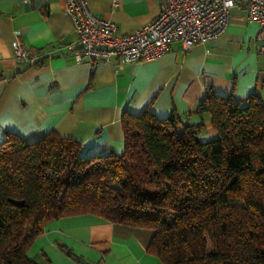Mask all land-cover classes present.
Masks as SVG:
<instances>
[{
    "label": "trees",
    "instance_id": "1",
    "mask_svg": "<svg viewBox=\"0 0 264 264\" xmlns=\"http://www.w3.org/2000/svg\"><path fill=\"white\" fill-rule=\"evenodd\" d=\"M208 114L217 136L201 140ZM198 115L199 122L189 116ZM120 154L82 155L55 131L0 145V264H38L27 250L54 219L96 214L153 231L163 264H264V102L206 87L185 116H122Z\"/></svg>",
    "mask_w": 264,
    "mask_h": 264
},
{
    "label": "crops",
    "instance_id": "2",
    "mask_svg": "<svg viewBox=\"0 0 264 264\" xmlns=\"http://www.w3.org/2000/svg\"><path fill=\"white\" fill-rule=\"evenodd\" d=\"M86 1L94 14L115 24L116 34L147 24L159 11L157 0ZM64 7L65 0H0V145L6 132L34 141L55 131L79 142L82 155L120 154L125 112L185 116L206 87L236 99L256 93L264 102L259 26L240 3L230 9L218 36L187 50L174 40L161 56L122 66L115 58L95 65L76 62L64 46L74 39ZM16 30L23 46L37 55L34 61L16 59ZM203 123L201 132L215 138L208 114ZM152 233L96 214L63 216L45 225L27 256L38 264H163L147 251Z\"/></svg>",
    "mask_w": 264,
    "mask_h": 264
},
{
    "label": "built area",
    "instance_id": "3",
    "mask_svg": "<svg viewBox=\"0 0 264 264\" xmlns=\"http://www.w3.org/2000/svg\"><path fill=\"white\" fill-rule=\"evenodd\" d=\"M159 11L147 24L128 33H115V24L94 14L86 0H65L64 13L73 25L74 39L65 43L76 62L93 65L117 59L122 66L131 61H149L161 56L171 41L178 40L184 50L221 34L230 9L242 4L249 20L258 24V53L264 55V0H157ZM15 57L34 61L14 32ZM86 264H96L88 262Z\"/></svg>",
    "mask_w": 264,
    "mask_h": 264
},
{
    "label": "rangeland",
    "instance_id": "4",
    "mask_svg": "<svg viewBox=\"0 0 264 264\" xmlns=\"http://www.w3.org/2000/svg\"><path fill=\"white\" fill-rule=\"evenodd\" d=\"M202 134H200V139L201 140H207V139H209L208 137H207V133L205 132V131H203V132H201Z\"/></svg>",
    "mask_w": 264,
    "mask_h": 264
}]
</instances>
